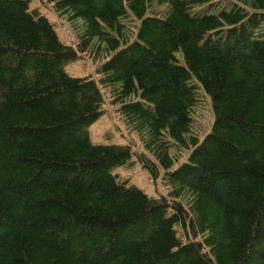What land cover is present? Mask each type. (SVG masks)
<instances>
[{
    "label": "trees",
    "instance_id": "1",
    "mask_svg": "<svg viewBox=\"0 0 264 264\" xmlns=\"http://www.w3.org/2000/svg\"><path fill=\"white\" fill-rule=\"evenodd\" d=\"M50 1L78 43L0 0V264H264V0ZM95 46L99 80L66 71ZM106 88L155 161L91 141Z\"/></svg>",
    "mask_w": 264,
    "mask_h": 264
},
{
    "label": "rangeland",
    "instance_id": "2",
    "mask_svg": "<svg viewBox=\"0 0 264 264\" xmlns=\"http://www.w3.org/2000/svg\"><path fill=\"white\" fill-rule=\"evenodd\" d=\"M30 7L31 10H37L49 18L64 43L74 45L80 41V36L83 33L81 23L75 21L74 24L58 16L50 0H31ZM162 10H164V7ZM107 57L108 54L101 47L95 46L92 51L83 54L79 60L69 63L65 69L74 76H92L94 79L99 80L98 67ZM103 91L105 92L104 114L89 127L91 141L100 144L131 145L132 150L135 152L136 156L134 158L136 160H138L137 155L142 153H145L153 160V155L146 149L145 142L141 136L136 131L128 129L123 119L120 118L117 110L118 105L115 106L113 103L112 92L107 88L103 89ZM199 97V104L194 111V133L203 137L209 131L214 116L212 101L202 89L199 91ZM171 155L179 158L182 162L187 158L188 152L180 151L178 147L173 146ZM114 172L118 173L121 178L128 179L131 184L138 186L149 195H160V193L165 192V187L161 180L153 179L148 170L138 161L131 169L116 167ZM180 233L182 234V231Z\"/></svg>",
    "mask_w": 264,
    "mask_h": 264
}]
</instances>
